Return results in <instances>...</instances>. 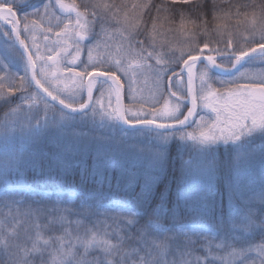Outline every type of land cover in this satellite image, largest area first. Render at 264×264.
<instances>
[{
  "label": "snow or ice",
  "instance_id": "1",
  "mask_svg": "<svg viewBox=\"0 0 264 264\" xmlns=\"http://www.w3.org/2000/svg\"><path fill=\"white\" fill-rule=\"evenodd\" d=\"M56 7L65 14L66 22L61 30L55 33L57 43H61L63 47L55 54L48 55L47 61L57 65V57L62 52H67L69 47L75 46L76 55L69 61L70 64L75 65L80 58L79 45L81 42L89 38V34L97 23H99L101 33L108 37L109 29L106 25L111 20L120 25L115 31L126 41L128 48L139 47L140 49L137 58L129 61V68L144 67L146 61L153 58L154 53L147 51L145 44L152 46L154 43L153 34L157 32L158 27H163L164 24H173L178 20L180 27L183 28L185 24L191 23L207 34L209 23L218 19V13L223 12L225 16L234 14L237 18L241 15L247 17L248 12L241 13V8L247 10L249 7L253 9L258 7L260 15L257 18L253 12L252 20L249 22L251 39H245L247 47H234L231 39L226 41L224 50L210 48L209 43L204 42L202 47L192 48L187 53L186 59L184 58L185 54L181 52L180 59L184 67L180 72L174 68L163 66L170 61L165 62L162 57L156 59V64L161 65L156 72L160 84L163 83L160 72H164L165 75L167 72H171L172 76L167 77L169 81H172L173 77L180 80L181 74L187 73V96L191 97V107L187 109L185 115L181 111V107L183 100L187 97L183 96L179 90L171 91L173 84L169 85V96L175 97L176 103L171 107L168 100H165L161 109L152 106L150 112L133 111L131 108L122 107L120 101L124 83L117 73L124 71L126 74L127 70L123 69L120 59L114 60L111 66H105L108 61L103 59L94 61L91 48L88 51L89 63L81 71L77 72L74 68H67V71L81 82L85 77L88 78L87 101L81 102L78 107H75L67 97H62L59 90L53 85V81H59L57 73L55 71L51 74L46 73L43 67L38 72L37 61L45 60V57L39 55L38 52L33 53L25 40L21 39L22 32H29L31 28L38 27L37 20L41 17L42 9L44 13H48L49 9ZM82 7L83 11L80 10V6L76 4L75 0H72L71 3H66L65 0H55L54 3L53 0H47V2L40 0L36 4H33L31 0H0V22L6 27L10 26V32L5 31L3 35L14 36L23 48L21 59L27 56L26 73L19 77V85L8 84L6 99L4 93L0 91V99H3L4 103H11L12 99L16 98L14 96L16 91L22 93L19 99H30L35 102L39 93L33 95L31 92H27V89L34 85L36 89L49 97L51 102H58L64 109H68L72 113L79 112L87 115L86 110L93 104L94 84L96 80L102 79L104 83L110 82L108 107L111 108V95L113 94L117 101V107L108 111L104 108L102 100H96L95 103L100 105L101 115L110 119L114 118L130 125L155 126L157 129L164 130L175 128L182 132L180 140H191L206 147L220 141L225 144L237 143L242 138L250 137L256 132L264 134V78L256 79L242 73L235 80L216 81L210 75L212 70L235 75V72L239 71L248 60L257 57L264 59V3L260 5L229 4V10L224 12L218 6V0H170V2L161 0L158 5L152 0H147L143 4H132L133 18L124 12L123 19L120 16L121 8L115 4L107 3L106 0H92V2L82 0ZM232 8H235L234 13L231 11ZM153 10L155 11L154 16L151 14ZM144 15H148V21L143 19ZM257 32L259 33L258 40L256 39ZM125 33L127 35H124ZM140 35H144L146 40L136 39ZM45 39L48 37L45 36ZM69 41H72L73 44H69ZM96 46L98 47L99 44ZM105 46L107 47V44ZM49 51L51 52L52 49ZM146 51L147 55L144 54ZM206 51L207 55L204 54ZM212 53L219 55L221 62L218 63L217 55ZM225 54L228 60L227 65L223 63ZM176 63H180V61L178 60ZM198 63L203 64L199 69L201 83L199 94L193 90V70ZM27 70L31 71L30 79L27 76ZM49 75L52 79H49ZM3 80L4 77H0V90L4 87ZM214 84H219V87H214ZM103 95L104 93L101 92V97ZM130 98L135 100L134 96ZM201 102L203 107L210 109L215 114L214 119L205 121L201 116L200 123L194 131L183 132V127L196 114L197 106ZM47 107L48 102L45 101V108L47 109ZM12 111L16 112L18 108ZM95 114L94 109L93 115ZM181 116H183L182 119ZM64 118L65 114L61 112L60 119ZM157 119H167L174 123H157ZM52 123H56V121L53 120ZM48 126L49 122L46 120L43 127L47 128ZM161 139L166 143L168 138L162 136ZM69 150L76 149L71 147L64 149V151ZM115 160L116 153L97 148L93 171L100 175V186L92 190L81 189L78 193L70 192L67 200L63 199L62 192H57L54 200L50 196L47 201L44 197L33 200V203L38 205L51 204L52 206L48 207L46 211L43 207L32 208L29 204L27 210L21 213L19 205L25 202L23 193L6 190L3 195H0V246L8 257L6 264H214V261H219L220 264H264V220L260 224H256L250 211L243 212L238 218L232 216L229 219L230 232H224L226 221L223 217L211 218L207 222L206 230H201L203 222L196 219L178 227L175 223L174 210L172 225L164 227L159 222L157 210L164 211V203L171 193V185H166L165 190L160 193V203L157 205V209L150 211L155 198L151 182L159 180V177L140 183V175L135 173L130 174V179L125 187L129 199L124 204H105L104 200L108 199L111 194L112 180L109 175L107 177L109 193H105L103 191L105 170L110 165H114ZM50 161L47 166H43L36 162L30 153L14 150L8 154L5 173H15L22 178L23 169L31 166L34 171H39L40 176H50L56 167H63L62 160L57 154H53ZM166 163L167 153L160 149L154 153L149 168L163 173ZM123 171L122 165L121 174ZM243 174H246V170L241 172L238 166L237 177L239 178ZM3 182L7 183V180L5 179ZM136 184L140 187L138 193L132 190ZM119 185L120 178L117 177L116 187L119 188ZM43 186L49 187L47 182ZM51 187L53 190H57L59 185L53 184ZM176 197L177 201L188 199L179 186ZM262 198H264V194H262ZM76 199L79 200L78 205L72 203ZM14 206L16 207L15 215L11 212ZM4 208H8L9 212L4 213ZM20 216L27 219H17ZM42 218L46 221L43 224L41 223ZM109 219L114 222L115 227L109 224ZM110 228L111 231H109ZM256 229H259L261 235L259 243H253L247 238V235ZM222 232L224 235L219 242L214 243ZM237 232L245 235L238 236ZM198 240L203 241L200 246L207 253L203 258L194 255V248ZM213 247L226 251L224 255L214 254ZM46 253L47 259L45 258ZM172 253L178 254L179 260L169 259V255ZM252 253H256V256L253 257Z\"/></svg>",
  "mask_w": 264,
  "mask_h": 264
},
{
  "label": "rangeland",
  "instance_id": "2",
  "mask_svg": "<svg viewBox=\"0 0 264 264\" xmlns=\"http://www.w3.org/2000/svg\"><path fill=\"white\" fill-rule=\"evenodd\" d=\"M79 1L82 3V0ZM39 2L40 0H35L33 4ZM44 2H47V0H44ZM54 2L55 0H53V3ZM65 2L71 3L72 0H65ZM90 2H92V0H90ZM106 2L115 4L116 6L118 5L114 0H106ZM125 3L126 5H129V7L131 6V4L127 2ZM76 4L78 5V3ZM120 8V16L121 19H123V14L126 11L124 10V7L121 6ZM127 13L130 18H133V11ZM64 22H66L65 14L61 12L58 7L55 9H49L48 13H44L42 9L41 17L37 20L38 27L31 28L29 32H22L21 36L33 53L38 52L39 55L45 57V60L37 61V71L39 72L41 67H43L44 71L49 74L55 71L59 77V81H53L54 87L59 90L62 97H67L69 102L79 106L84 100L82 90L84 88L86 77L81 82L72 73L68 72L67 68L71 67L77 72L81 71L85 65L89 63L88 51L90 48L92 50L94 61L101 59L108 61V64L105 66H111L112 62L116 60L119 55L125 59L127 53L131 50L133 51V49H129L126 41H124L121 35L115 31L120 25H117L115 21L109 20L106 25L109 29L108 37L103 35L104 40L101 41L96 40L87 43V40H89L88 38L81 42L79 45L81 49L80 58L76 61L75 65L69 63L73 56L76 55L75 46L69 47L68 52H62L61 55L57 57L58 64L53 65L52 62L47 61L46 58L48 55L55 54L57 50H60L63 47L61 43H57L55 33L61 30ZM48 29H51V31H48ZM5 31L6 30L0 25V77H4V87L0 91L4 93L6 99L8 97V84L19 85V77L25 75L27 64L24 59H21V55L16 50L14 44L11 41L4 39L3 33ZM249 31H251V29H249ZM162 34L168 35H163V38L159 41L160 46H158V51L162 54V57L165 58V60L179 66L183 63L180 59L181 52L185 54L184 58L186 59L187 53L192 48L198 49L203 46V44L198 43H194L193 45H180L184 41H187L188 38L193 40L188 33L182 31H164ZM124 35H127V33ZM45 36H47L48 39H45ZM159 37L160 35H154L153 39L156 40ZM246 38L251 39L250 34L244 33L241 37L237 36L236 39L234 38L231 40L233 41L234 47H247L248 45L245 43ZM256 39H259L258 32ZM227 40L228 39L220 40L218 43L209 46L210 48L224 50ZM111 41L115 42L110 44ZM69 44H73V42L69 41ZM97 44H99L98 47L96 46ZM105 44H107V47ZM121 45H123V47H121ZM49 49H52V51L50 52ZM84 51L86 52V62L83 63L82 58ZM204 54L207 55L208 52L206 51ZM212 54L217 55L216 53ZM33 58L35 59V55ZM178 60L180 63H176ZM122 64L123 69H125V63ZM242 73L256 79L264 78V59L257 57L256 59L248 60L240 71L232 77H217L211 73L210 75L216 81H230L238 79ZM117 75L121 77V80H123L124 83L126 108H131L133 111L142 110L144 112H150L152 106L161 109L165 100L169 101L170 107L176 103V100L173 97L171 98L166 91V84L163 75H161L163 78L162 84L158 83L157 75L153 71L139 73L126 72V74L124 71H120ZM27 76L29 78L28 70ZM49 79H52L50 75ZM96 84L97 82L94 84V90ZM173 85V88H179L176 83ZM213 86L219 87V84H214ZM97 87L99 88L97 89L98 92L96 91L97 93H95L92 107L87 112V115L73 116L63 112L65 114L63 120L60 119V113L62 111L55 110L51 113L40 114V111L33 107L35 102L30 99H19L21 96L18 92L20 91L14 93V96L16 97L15 100L12 99L14 107L6 113L8 114L7 116L4 114L0 118V195H3L6 190L9 192L17 191L23 193L25 202L19 205L21 213L27 210L29 204H31L32 208L43 207L45 208V211L48 207L52 206L49 203H44L43 205L45 207L43 205H38L33 203L34 199L39 200L41 197H44L45 201H47L50 196L51 199L54 200L56 199L57 192H62L63 199L67 200L70 192L78 193L79 191L37 188L31 183L25 181L26 175L24 173L22 178L15 173L6 174L5 165L8 160V154L12 153L14 150L30 153L31 156L35 158L36 162L44 160L50 163V157L53 154H57L60 156L63 163V167L59 168L64 170L66 167L74 165L89 156H92L94 162L95 151L99 148L102 151L116 153L115 163L107 168L109 170L116 169L121 173V167L123 165V173L129 176L132 173L139 174L143 179V183L146 180L152 181V178L161 176V172L149 168L153 155L160 149H163L167 153L170 143L174 140L180 141V137H176L175 134H165L164 132L149 128L127 130L119 126L116 119L102 116L100 105L95 103L96 100H102L104 108L108 111L115 109L117 103L115 95L113 94L111 95V108L108 107L110 91L109 83L101 82L98 83ZM200 91L201 83L199 80L198 69V72L196 71V93L199 94ZM101 92L104 93L103 97H101ZM131 96H134L135 100H132L130 98ZM3 104L10 103H4V100L0 99V106ZM183 107L184 102H182V112ZM201 107L203 108V111L197 117L196 122L192 127L193 131L200 123L201 116L204 117L205 121L214 119V113H212L210 109L203 106ZM17 108L18 111H12ZM94 109L96 113L95 115H93ZM46 120L49 122V126L44 128L43 124ZM53 120L56 121V123H52ZM157 121L169 122L171 120L157 119ZM181 135L182 132H180L179 136ZM260 135L259 137H261V139L258 142H256V138L252 139L253 135L251 138L244 137L243 141L237 143L229 142L228 144H225L223 141L221 142V145L224 146L229 144L235 146L234 150L236 159L233 172L234 186L237 185V188L234 190L235 192L230 194L228 199V204L234 209L241 208L239 201L245 202L246 200L242 199L243 194L241 191L244 190L245 192L250 193V196L253 197L254 188L264 179V134L260 133ZM162 136L168 138L166 143L161 139ZM182 143L183 145L189 143L192 144L191 150H186L184 146L180 149V152L183 150L191 151L183 161L184 179L181 187L182 191H184L185 196L190 199L195 198L196 201H203L209 193L214 194L216 192L215 185L218 174L217 165L213 161L211 155L212 148L204 145H195L197 142L191 140H183ZM70 147L76 150L64 151V149ZM238 166L241 172L246 170V174L240 175L239 178L237 177ZM5 179L7 180V183L3 182ZM157 181H152L151 186L153 187ZM72 203L78 205L79 200H73ZM104 203L124 204L125 201L108 198L104 200ZM3 212L8 213L9 209L4 208ZM11 212L13 215L16 214L15 206L11 209ZM17 219L24 220L27 218L20 216L17 217ZM42 221L44 223L46 222L43 218L41 219V222ZM179 226L180 225H178V227ZM207 228L208 226L202 224L201 230H206ZM153 230L156 231V229ZM241 234L242 233L239 232L236 233L238 236ZM251 255L255 257L256 253H252Z\"/></svg>",
  "mask_w": 264,
  "mask_h": 264
},
{
  "label": "trees",
  "instance_id": "3",
  "mask_svg": "<svg viewBox=\"0 0 264 264\" xmlns=\"http://www.w3.org/2000/svg\"><path fill=\"white\" fill-rule=\"evenodd\" d=\"M76 3L80 6V10L83 11L82 3H80L79 0H75ZM116 4H118V7H124V10L126 12L133 11L131 6L126 5L125 2L129 4H143L146 3L147 0H114ZM155 4H160L161 0H152ZM170 2V0H169ZM261 3H264V0H218V6L224 10V12H227L229 10V4L231 5H241V4H249V5H260ZM126 6V7H125ZM232 13L235 12V8H232ZM241 13L247 11L248 16L245 17L241 15L240 17H236L234 14L225 16L223 12L218 13V19L215 21H211L208 25V32L205 34L200 28H197L191 23L185 24L183 28L180 27L179 22L177 20L176 23L173 24H164L163 27H158V30L156 33L153 34L160 37L158 39H153L154 43L152 46H149L147 43L145 44V48L147 51H152L154 53L153 58L146 61V65L141 68H129L128 63L131 60H134L137 58V53L140 51L139 47H136L131 50L129 53H127L126 58L123 59L121 55L117 57V59H120L122 63H125V70H127L128 73H139V72H147V71H153L157 72L161 65L156 64V59L158 57H162V54L158 51L159 41L163 38V35L168 34H162L164 31L167 32H175V31H182L185 33H188L192 38H188L187 41H184L182 44L185 45H193L194 43L203 44L204 42H208L209 45H213L214 43H218L220 40H226V39H236L237 36L243 35L244 33L250 34L249 29H251L250 21L252 20L253 12H255L256 17L258 18L260 15L259 8H251L249 7L247 10L244 8L240 9ZM153 16L155 15V11L153 10L151 13ZM143 19L145 21L149 20L148 15H144ZM0 25L5 29L6 31H9L6 27H4L1 23ZM249 25V26H247ZM107 27V26H106ZM150 27V24H149ZM108 28V27H107ZM153 38V37H152ZM21 39L22 36H21ZM136 39H139L141 41L146 40V37L144 35H140L136 37ZM87 40V39H86ZM101 41L104 40L103 34L101 33L99 23L95 26L93 31L89 34V40H87V43L90 41ZM105 42V41H104ZM103 42V43H104ZM115 41H111L110 44ZM102 43V44H103ZM84 47V46H83ZM147 51L144 53L147 55ZM68 52V51H67ZM86 52L84 51V55L82 58V62H86ZM163 58V57H162ZM165 62H169L163 58ZM225 54V58L223 60V63L226 65L228 64V60ZM217 62H221V58L219 55H217ZM151 66V67H148ZM165 68H174L177 72H180V66L173 64V63H165L163 65ZM163 75L165 79L166 84V91L169 95V85L170 84H177L179 88H173L171 87V91H183L185 95V82L178 83L177 79L173 77L172 81H169L167 79L168 76H172L171 72H167L165 75L164 72H160V76ZM123 83V80H121ZM97 84L94 90V96L95 93H97V87L98 83H104L102 80H96ZM184 89V90H183ZM97 91V92H96ZM27 92H31L33 95H36L39 93L35 88L32 86L27 89ZM84 94V88L82 90ZM20 96L22 95L21 92H18ZM24 95H27V93H24ZM186 97V95H185ZM125 98V97H124ZM16 98H14L15 100ZM13 100V101H14ZM125 104H126V98ZM45 101H47L42 94L39 93V95L36 98L35 105L33 107L36 108V110L40 111V114H46L51 113L52 111L59 110L58 108L51 105L48 101V107L45 108ZM76 106V105H74ZM203 103L198 104V109L200 112L203 111ZM14 107L13 102L10 104H3L0 106V118L10 111L11 108ZM185 111V108L183 109ZM215 115V114H214ZM176 137H180V132H174ZM260 132L254 133L253 138H256V142H258L261 137H259ZM261 136V135H260ZM251 138V136L249 137ZM244 138H242L241 141H243ZM221 142H218L216 144H213L209 146L212 148V159L217 165V174L218 178L216 180L215 190L216 192L214 194L209 193L208 196L204 198L203 201H196L195 198H189L188 199H180L177 201L176 192L178 186L182 190V182L184 179V168H183V161L184 158L187 157L191 151H185L183 150L180 152L181 147H185L186 150H191L192 144H185L183 145L182 141L180 140H174L170 143L168 151H167V163L165 166V169L161 176L159 177V180L156 182V184L152 187L155 192V198L152 201L150 211L152 209H157V205L160 203L159 201V195L161 192L165 190L166 185H171V193L169 194L167 200L164 203V211L157 210L158 216H159V222L163 224L165 227H169L173 223V210L175 211V223L176 225H183L187 222H191L194 219L203 222V225L208 226V221L213 217H223L226 221L224 226V232H230V224L228 223L229 219L232 216H236L237 218L243 213L250 211L253 214V219L255 220L256 224H260L262 220H264V198H262V194H264V179L260 184H257L256 187L253 190V197L250 196V193L245 192L242 190L243 197L242 199H246L245 202L239 201L241 208L234 209L228 204V199L230 197V194L235 192L234 190L237 188V185L234 186V164H235V146L232 144H229L227 146L221 145ZM198 146H201L199 143L195 144ZM39 164L43 166H47L49 164L48 161L40 160L37 161ZM23 173L26 175L25 181L27 183H31L33 186L37 188H45L43 185L45 182L49 185L47 187L48 189H52L51 185L56 184L59 185L60 190L64 191H73L81 189H97L100 181V175L98 173H94L93 171V159L92 156H89L80 162L70 165L66 167L64 170H61L59 167H56L55 170L52 172L50 176H40L39 171H34L31 166L23 169ZM112 177L111 180V199L115 200H121V201H127L129 199L128 192L125 190L126 185L128 184V181L130 179V176L123 173H119L116 169H106L105 170V180L103 184V191L105 193H109V186H108V176ZM264 176V173H263ZM117 177L120 178V185L119 188L116 187L117 185ZM141 178V177H140ZM140 183H143V179H140ZM135 193H138L140 191V187L138 184L133 186L132 189ZM184 193V191H183ZM185 195V193H184ZM186 197V196H185ZM249 199V200H247ZM44 206V205H43ZM45 207V206H44ZM166 213V214H165ZM156 218V217H154ZM110 225L115 227V224L113 221H108ZM44 223L43 221L41 222ZM143 223V221H141ZM58 227V226H57ZM112 229L110 228L109 231ZM224 232L220 234V236L217 237L216 241L214 243L219 242L220 238L224 235ZM48 234V233H46ZM242 235V234H241ZM247 238L250 239L253 243H259L261 241V235L259 229H256L253 231L250 235H247ZM181 239H183V236H181ZM195 239V237H193ZM203 243L202 240H198L195 248H194V255L199 256L203 258L207 253L201 248V244ZM213 253H217L219 255H224V252L226 250H218L215 247L212 249ZM95 255V253H93ZM45 258L47 259V253L45 254ZM178 259L179 255L176 253H172L169 255V259ZM191 259V257H188ZM8 257L4 254L2 246H0V264H6ZM179 260V259H178ZM214 264H220L219 261H214Z\"/></svg>",
  "mask_w": 264,
  "mask_h": 264
},
{
  "label": "water",
  "instance_id": "4",
  "mask_svg": "<svg viewBox=\"0 0 264 264\" xmlns=\"http://www.w3.org/2000/svg\"><path fill=\"white\" fill-rule=\"evenodd\" d=\"M9 29H10V26H7ZM12 38H13V41H14V43L16 44V47L18 48V50L21 52V54L23 53V48L20 46V44H19V42L18 41H16L15 40V37L14 36H12ZM24 58H25V60H26V62H27V56H24ZM200 63H198L197 65H199ZM184 67V65L182 66V68ZM194 71V73H195V69L193 70ZM233 71H235V70H233ZM212 72H214V73H217V74H219V75H222V76H232V74H230V73H224V72H221V71H219V70H212ZM236 73V72H235ZM29 75H30V78H31V71L29 70ZM194 80H195V76H194V78H193V84H194ZM87 82H88V78L86 77V79H85V102L87 101V99H88V97H87ZM110 83V82H109ZM34 86V85H33ZM35 87V86H34ZM36 89V88H35ZM36 90H38L50 103H52L54 106H56V107H58V108H60L61 110H63L64 112H67V113H69V114H72V115H80V114H83V113H79V112H77V113H72V112H70L68 109H64L61 105H59L58 104V102L57 103H53V102H51V100H50V98L49 97H47L43 92H41L39 89H36ZM191 97H188V103H189V107H191ZM116 103H117V101H116ZM120 105L122 106V107H124L125 108V103H124V91H123V94H122V96H121V101H120ZM91 106L92 105H90V107L86 110V112L91 108ZM194 119H195V115L192 117V118H190V120L187 122V124L183 127V128H185V127H188V126H190L192 123H193V121H194ZM118 123L122 126V127H124V128H127V129H133V128H151V129H155V130H159V131H170V130H176L175 128H169V129H167V130H164V129H157V128H155V126H151V127H145V126H143V125H130V124H125V123H123V122H121V121H118ZM170 124H172V123H170ZM177 127H179V126H177Z\"/></svg>",
  "mask_w": 264,
  "mask_h": 264
}]
</instances>
